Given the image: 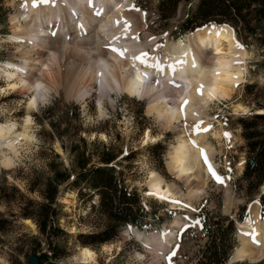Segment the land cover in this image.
I'll list each match as a JSON object with an SVG mask.
<instances>
[{"label":"rangeland","instance_id":"374dc122","mask_svg":"<svg viewBox=\"0 0 264 264\" xmlns=\"http://www.w3.org/2000/svg\"><path fill=\"white\" fill-rule=\"evenodd\" d=\"M131 1L134 9H140L145 14L146 28L141 33L142 39L147 35L156 39V44H151L149 50L159 44L162 47L157 49L161 52L166 40H177L187 33H181L179 36H182L176 38L180 32L179 25L186 17L188 8L194 7L195 1L179 0L174 12L168 17L158 14V0ZM13 12L8 0H0V122L12 119L20 124L26 114V102L30 93L6 88V67L1 61L19 60L20 57L15 48L17 44L10 36L9 16ZM164 33H167V36ZM237 39L249 53L246 58L245 80L238 86L231 100L214 103L210 109L212 126L218 127L219 121L222 128L230 132V138H224L220 144L213 140L217 150L221 151L216 154L215 163L219 165L222 174L220 175L227 180L232 202L229 208H224L223 187L213 179L208 180L204 195L193 205L182 210L173 209L170 203L143 194L142 189H145V194L147 191L145 184L150 170H155L167 183L175 184L182 194L187 192L166 168L167 150L174 142L175 134L165 131L154 141H143L148 128L152 129L154 134L159 131L152 115L146 114V98L124 93L120 96L112 91L113 104L110 105L109 98L104 97L106 113L98 116V92L94 91L98 86L93 84V90L86 94L83 100L66 98L61 88L57 89L58 92L51 89L43 101H39L30 109L36 139L30 148L21 151L17 161L10 167L0 168V218L3 219L0 222V264H35L32 257L28 260L34 236L40 241V251H48L46 239L35 221L31 217H24L21 212L36 211L35 204L43 200V193L52 188L51 181L56 179V173L65 169L72 172L77 166L78 158L82 156L87 157L90 162L99 161L101 153L114 157L113 163L123 178V183H126L129 189L136 188L138 191L144 208L148 211L145 213L147 223L141 229L144 235L161 234L164 227L174 221L175 217L180 216L183 217L182 220L187 221L178 227L176 237L173 236L172 241L163 246L144 243L133 236V231L131 236L125 235L124 226H120L112 239L88 244L96 253V262L92 264H170L169 256L173 249L176 254L171 257V264H195L200 248L207 239V232L195 215L198 211L213 216L224 225L228 221L226 217L233 219L231 251L235 246V252L239 244V231L237 230L236 236L235 220L238 219L243 204L246 205L248 215L244 220L249 217L251 206L258 202L252 200L259 196L261 187L249 190L242 177V160L247 151L242 135V123L238 118L244 113L233 112V105L241 103L249 109L259 110L257 101L261 98L258 95L264 88V46L249 35L243 37V40L239 37ZM65 183L66 181L61 182L57 186L56 203L53 206L55 205L58 214V226L66 233H60L54 239L65 247V256L60 262H72L73 255L84 246L78 240L77 234L100 229L107 224L108 219L97 204V194L91 199H86L87 195L80 196L75 188L65 186ZM90 203H94V206ZM25 218L30 219L33 226L25 223ZM224 264H264V258L256 262L228 259Z\"/></svg>","mask_w":264,"mask_h":264},{"label":"bare ground","instance_id":"6f19581e","mask_svg":"<svg viewBox=\"0 0 264 264\" xmlns=\"http://www.w3.org/2000/svg\"><path fill=\"white\" fill-rule=\"evenodd\" d=\"M130 1L8 0L14 10L9 16L10 36L17 44L16 52L23 62L7 63L5 66L8 80L6 88L30 95L26 102V114L20 124L12 119L0 122V168L10 167L17 161L21 151L36 139L30 109L43 101L51 89L56 91L61 88L66 98L83 100L95 85L98 86L94 88L98 92V116L106 113L104 97L107 96L110 105L113 104L111 91L120 96L124 93L146 98V114L152 115L159 131L154 134L148 128L143 136L144 143L158 139L165 131L175 134L174 142L167 150L166 168L187 192L182 194L175 184L167 183L155 170L149 171L145 185L146 193H157L151 196L158 200H165L160 197H170L166 201L172 208L181 209L183 206L171 201L179 200L193 205L204 195V189L211 179L208 165L200 154L201 148L205 150L208 162L220 175L215 156L221 151L217 150L213 140L220 144L221 140L227 138L225 133L230 132L224 130L219 121L218 127L212 126L210 109L212 104L231 100L235 96L238 86L246 77V58L249 53L238 41L233 27L227 23L198 26L195 30L185 32L184 37L181 35L177 40H166L161 52L156 46L149 51L148 46L156 44V39H150L152 36L149 35L142 39L141 33L146 28L145 14L142 10L128 7ZM93 20L99 23L92 24ZM125 21L130 25L127 30L123 27ZM133 36H138V39H132ZM237 43L243 47H237ZM111 47L127 51L121 56L113 52ZM141 52L148 53L143 64L132 59ZM193 60L197 64L195 69L191 67ZM177 61L187 63L177 64ZM157 62L160 67H152ZM151 74L156 75L155 81L150 80ZM170 80L180 87L171 85ZM201 84L203 95H198L195 89ZM210 93L215 95V100L210 99ZM185 99L189 103L182 116L180 104ZM248 109L241 103L233 105V112ZM185 121L188 128L185 127ZM198 121H203L201 127H212L207 132H194L191 126ZM222 178L224 182L219 186L224 189V208L227 209L232 202L227 180ZM182 218L175 217L164 227L163 234L146 236L135 227L132 231L144 243L163 246L172 241L176 228L187 221ZM23 220L33 226L30 219ZM237 225L239 244L235 252L233 249L229 261L256 262L263 259L264 219L260 215L258 202L251 206L249 217L238 220ZM71 260L95 263L96 253L82 246ZM32 261L36 264L34 258Z\"/></svg>","mask_w":264,"mask_h":264},{"label":"trees","instance_id":"16d2710c","mask_svg":"<svg viewBox=\"0 0 264 264\" xmlns=\"http://www.w3.org/2000/svg\"><path fill=\"white\" fill-rule=\"evenodd\" d=\"M178 1L158 0V14L161 17L170 16ZM194 1V7L188 8L186 17L179 25V31L210 20L226 22L234 27L241 40L249 35L264 46V0ZM258 97L261 99L257 101V106L264 110V88L259 92ZM238 119L242 123V135L247 151L242 177L247 182L248 189L251 190L253 187L254 189L258 188L264 180V111L246 113ZM154 145L156 146V144ZM113 158L106 153H101L100 160L96 162H90L85 156L78 158L77 166L72 172L65 169L63 172L56 173V179L54 182L51 181L52 188L43 193V200L35 204L36 211L21 212L24 217H31L35 221L40 233L46 239L48 248V251H40V241L34 236L33 247L29 251L28 257L34 253L39 264H92L60 262L65 256V247L59 244L54 237L60 233H66V231L58 226V214L53 204L56 203L57 186L64 181H66L65 186L69 185L75 188L80 196L87 195L86 199H91L94 194H97V204L100 210L107 215L108 222L104 227L77 234L78 240L84 246L112 239L116 236L119 227L126 222L143 225L146 210L139 202V193L136 188L129 189L128 185L123 183V178L117 171ZM259 199L264 214V193H261ZM90 205L93 207L94 203H90ZM242 208L244 207L242 206ZM238 216L241 217L242 214L240 213ZM226 218L228 221L224 225L218 219L204 213L202 220L207 232V239L200 248L195 264L225 263L232 246L231 232L233 230V219ZM2 220L0 218V222Z\"/></svg>","mask_w":264,"mask_h":264},{"label":"snow or ice","instance_id":"6c2138e0","mask_svg":"<svg viewBox=\"0 0 264 264\" xmlns=\"http://www.w3.org/2000/svg\"><path fill=\"white\" fill-rule=\"evenodd\" d=\"M41 2H47V0H41ZM133 7H134V6H133ZM136 10H137V11H140V9H136ZM123 27H124L125 30H127V29L130 27V25L128 24L127 21H125ZM53 35H55V34L53 33ZM164 35L167 36V33H164ZM113 39H116V37H113ZM132 39H134V40H135V39H138V36H133ZM150 39H155V38H154V37H150ZM236 46H237V47H243V46L240 45L239 43H237ZM105 47H110V45H106ZM156 47H157V48H160V47H162V46L159 45V44H157ZM111 50H112L113 52H117V53L120 54L121 56H123V55L125 54V52L127 51L126 49H117V48H115V47H111ZM147 56H148V53H147V52H141V53H139V55H136V56L132 57V59H133L134 61H140V62L143 64V63L146 62V61H145V57H147ZM176 63H177V64L187 63V61H177ZM155 66H156L157 68H159V67H160L159 62H157V64H156ZM170 67H171V65H170ZM191 67H192L193 69H195V68L197 67V64H196V61H195V60H193ZM142 75H143V74H142ZM169 83H170L171 85H173L174 87H176V88H179V87H180V85L177 84L174 80H170ZM37 87L39 88L40 86L38 85ZM202 89H203V85L201 84L200 86H198V87L195 89V91H196V93H197L198 95H203ZM209 95H210V99H213V100L216 99V97H215L214 94L210 93ZM188 103H189V101H188L187 99H185V100H183V101L181 102V104H180V113H181L182 116L184 115V108H185V106H186ZM202 124H203V121H198L197 123H195V124H193V125L191 126V130L194 131V132H201V131H202V132H207V131H209V129L212 127L211 125H208V127H201ZM185 127H186V128L189 127V126L187 125V122H186V121H185ZM225 136L230 138V134H228V133H225ZM192 143L194 144V146H197V145H195V141H192ZM126 153H127V150H125V155H126ZM200 154H201V157L203 158V162H204L205 164L208 165V172L211 174L210 178L213 179L214 182H215L216 184H221V185H222L223 182H224V181H223V178H222V177L216 172V170L213 168V166L208 162V158H207V156H206V154H205V150H204L203 148L200 149ZM146 195H158V194H157V193H146ZM160 198H161V199H165V200H170V197H160ZM171 202H173V203H175V204H177V205H180V206L186 207V208H187V207H190L188 204H184L182 201H179V200H175V201H171ZM180 231L182 232V231H183V228H182ZM162 234H163V233H162ZM244 234L247 235V233H244ZM254 242H256V241H254ZM177 247H178V246H177ZM85 252L87 253L88 250L85 249ZM175 254H176V250L173 249V251L170 253V256H169L170 264H171V257H174ZM89 255H91V254L89 253Z\"/></svg>","mask_w":264,"mask_h":264},{"label":"water","instance_id":"95a60500","mask_svg":"<svg viewBox=\"0 0 264 264\" xmlns=\"http://www.w3.org/2000/svg\"><path fill=\"white\" fill-rule=\"evenodd\" d=\"M253 109H255V108H253ZM245 112H246V111H245ZM250 112L252 113V112H254V111H250ZM230 255H231V253H230ZM31 257H33V258L35 259L36 264H39L38 261H37V257H36V255H35L34 253H32V254L29 255V257H28V260H29V261H30V258H31ZM28 264H29V262H28Z\"/></svg>","mask_w":264,"mask_h":264}]
</instances>
